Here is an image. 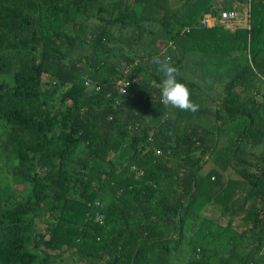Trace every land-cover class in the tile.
I'll use <instances>...</instances> for the list:
<instances>
[{"label": "trees", "instance_id": "16d2710c", "mask_svg": "<svg viewBox=\"0 0 264 264\" xmlns=\"http://www.w3.org/2000/svg\"><path fill=\"white\" fill-rule=\"evenodd\" d=\"M58 263L264 264V0H0V264Z\"/></svg>", "mask_w": 264, "mask_h": 264}, {"label": "clouds", "instance_id": "9594fccd", "mask_svg": "<svg viewBox=\"0 0 264 264\" xmlns=\"http://www.w3.org/2000/svg\"><path fill=\"white\" fill-rule=\"evenodd\" d=\"M152 63L157 65V71L163 74L160 82V103L165 106L179 109L185 112H196L199 110V105L191 99V94L188 87L177 80L179 75L178 69L171 63L170 57L161 59L159 55L152 58ZM149 143L153 141V137L149 136ZM156 154H160L158 149H155ZM131 170L135 176L142 174L140 168L131 166Z\"/></svg>", "mask_w": 264, "mask_h": 264}, {"label": "rangeland", "instance_id": "374dc122", "mask_svg": "<svg viewBox=\"0 0 264 264\" xmlns=\"http://www.w3.org/2000/svg\"><path fill=\"white\" fill-rule=\"evenodd\" d=\"M243 1V0H242ZM219 2L222 4V5H228V3L230 2V0H219ZM243 6H244V2L243 3H241V8H243ZM245 7H246V5L244 6V9H243V12H244V10H245ZM242 12V13H243ZM248 20V18L246 17V15H240L239 16V18L237 19V21H238V25L239 26H245V25H247V21ZM232 22H229V25H230V27L232 26V28H233V26H234V24H231ZM226 24H228V23H226ZM206 26V25H205ZM161 45V43L159 42V46ZM159 46H158V49H159ZM162 46V45H161ZM161 48V47H160ZM159 51H160V49H159ZM45 79V78H44ZM44 79H42V82H44ZM214 83H212L211 85H213V90L211 91L212 93L211 94H213V92L214 91H216V85H217V82H219L220 81V79H221V76H214ZM213 96V95H212ZM216 96V95H215ZM210 113H208V114H206V113H204V112H200V111H196V112H192V114H190L189 116H186V119H189V120H192V121H195V122H204V126H208V127H210V123H211V121H209L210 120ZM149 138H147V140H148ZM172 157H169L168 159H171ZM213 169V171L212 172H218V170H217V166H215V165H213V164H211V162H207L204 166H203V168L201 169V173L200 174H205L209 169ZM227 172V171H226ZM15 189H18V187L19 186H13ZM199 215H201V216H204V217H208V218H215L218 214L216 213V210L214 209V208H212V207H210V206H208V204L206 205V207L203 209V210H201L200 211V213H199ZM219 220V222L220 223H224L225 222V220L224 219H222V218H219L218 219ZM232 224L233 225H235V223H233L232 222ZM237 228V227H236ZM237 229H239V228H237ZM58 264H62V263H58Z\"/></svg>", "mask_w": 264, "mask_h": 264}, {"label": "built area", "instance_id": "2783aa9c", "mask_svg": "<svg viewBox=\"0 0 264 264\" xmlns=\"http://www.w3.org/2000/svg\"><path fill=\"white\" fill-rule=\"evenodd\" d=\"M237 12L235 10H222L219 13L220 20L234 21L237 18ZM204 25L208 26L212 22V18L209 14H205L201 20ZM187 31V29H184ZM167 45H171L170 42H167Z\"/></svg>", "mask_w": 264, "mask_h": 264}, {"label": "bare ground", "instance_id": "6f19581e", "mask_svg": "<svg viewBox=\"0 0 264 264\" xmlns=\"http://www.w3.org/2000/svg\"><path fill=\"white\" fill-rule=\"evenodd\" d=\"M244 5H246L247 6V9H249V2H247L246 4H244ZM237 12V11H236ZM237 15L239 16V14H238V12H237ZM238 16H237V18H238ZM210 25V24H209ZM208 25V26H209ZM231 28V27H230ZM187 30H188V28H186ZM232 29V28H231Z\"/></svg>", "mask_w": 264, "mask_h": 264}, {"label": "crops", "instance_id": "0c3cea01", "mask_svg": "<svg viewBox=\"0 0 264 264\" xmlns=\"http://www.w3.org/2000/svg\"><path fill=\"white\" fill-rule=\"evenodd\" d=\"M187 28V27H186Z\"/></svg>", "mask_w": 264, "mask_h": 264}]
</instances>
